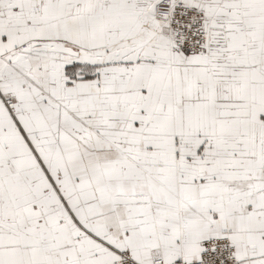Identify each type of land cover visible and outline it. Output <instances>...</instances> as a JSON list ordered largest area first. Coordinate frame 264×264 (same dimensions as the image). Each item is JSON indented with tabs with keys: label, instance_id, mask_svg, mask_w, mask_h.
Instances as JSON below:
<instances>
[{
	"label": "snow or ice",
	"instance_id": "6c2138e0",
	"mask_svg": "<svg viewBox=\"0 0 264 264\" xmlns=\"http://www.w3.org/2000/svg\"><path fill=\"white\" fill-rule=\"evenodd\" d=\"M0 264H264V0H0Z\"/></svg>",
	"mask_w": 264,
	"mask_h": 264
}]
</instances>
